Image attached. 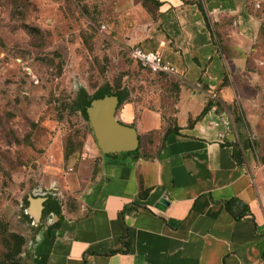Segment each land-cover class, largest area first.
Instances as JSON below:
<instances>
[{
  "label": "crops",
  "instance_id": "0c3cea01",
  "mask_svg": "<svg viewBox=\"0 0 264 264\" xmlns=\"http://www.w3.org/2000/svg\"><path fill=\"white\" fill-rule=\"evenodd\" d=\"M92 1L125 18L120 47L138 43L172 62L173 95L167 110L136 98L115 105L114 118L134 130L135 154L88 140L96 165L80 161L65 176L75 202L59 203L56 225L52 212L45 222L28 214L29 263L264 264V149L244 130L239 84L252 69L240 51L249 31L232 21L240 1Z\"/></svg>",
  "mask_w": 264,
  "mask_h": 264
},
{
  "label": "rangeland",
  "instance_id": "374dc122",
  "mask_svg": "<svg viewBox=\"0 0 264 264\" xmlns=\"http://www.w3.org/2000/svg\"><path fill=\"white\" fill-rule=\"evenodd\" d=\"M239 1L241 14L232 21L249 31L240 51L252 69L239 84L249 101L244 130L264 149V0ZM110 10L92 0H0V256L6 231L16 232L24 237L21 264H30L28 199L51 195L72 204L77 190L66 187L65 176L80 161L87 168L98 161L87 118L72 108L79 87L91 92L108 82L145 105L170 106L167 75L126 55L117 29L125 18ZM260 179L264 187V162Z\"/></svg>",
  "mask_w": 264,
  "mask_h": 264
},
{
  "label": "trees",
  "instance_id": "16d2710c",
  "mask_svg": "<svg viewBox=\"0 0 264 264\" xmlns=\"http://www.w3.org/2000/svg\"><path fill=\"white\" fill-rule=\"evenodd\" d=\"M142 2L146 3L147 0H142ZM197 4H198V7H199L202 15L204 16V19L207 22V17L205 15V11L203 10L201 2H197ZM133 45H138L141 48L146 49V48L142 47L141 45H139L138 43L132 44L130 46H133ZM150 50H155V49H150ZM126 55L130 59H132L137 65H139L141 68L148 70L147 68L141 66L134 58H132L129 55L128 51L126 52ZM149 72H151V71H149ZM151 73H153V74H166V73L159 72V71L158 72H151ZM224 80H225V78H224ZM170 85L173 88L172 83H170ZM77 91L78 92H77L75 98L72 100V108L78 110L84 119L87 118L85 108L89 104V101L92 98L100 97V96H103L105 94H113L117 98L116 106L119 105L124 100L134 99V97H130L129 89H127L123 86H119L117 84L113 85V84L108 83V82H104V83L100 84L99 86L94 88L91 92H87L82 86L79 87V89ZM160 105L165 106L166 110L169 108V106H166L165 102L164 103L160 102ZM231 112H232L233 118L237 122V124H242V121H241L242 116H241L239 110L236 108V105L234 103L231 107ZM247 139L248 138H246V140ZM233 144L235 145L234 146V155L237 156L236 153H238V152H236V149H239V145L236 141H233ZM135 149L136 148H134L133 150H129L128 152H133ZM132 154H135V152H133ZM49 212H52L56 215V219L54 220V222H52V225H56L59 218L61 217L60 216L61 214H60L59 202L56 200V198L54 196L45 195V198L42 200L41 216L43 214H48ZM6 232H7V235L5 236V240H4V250L0 256V264H21L20 252H21V247H22L23 241H24V237L21 234H18L16 232H12V231H6Z\"/></svg>",
  "mask_w": 264,
  "mask_h": 264
},
{
  "label": "water",
  "instance_id": "95a60500",
  "mask_svg": "<svg viewBox=\"0 0 264 264\" xmlns=\"http://www.w3.org/2000/svg\"><path fill=\"white\" fill-rule=\"evenodd\" d=\"M117 98L113 94H105L92 98L86 106L87 124L96 139V143L103 152L130 150L135 147L136 138L131 127L119 123L113 115ZM35 213L26 209L33 222L38 220L44 197H36ZM29 200V199H28ZM30 202V201H29Z\"/></svg>",
  "mask_w": 264,
  "mask_h": 264
},
{
  "label": "built area",
  "instance_id": "2783aa9c",
  "mask_svg": "<svg viewBox=\"0 0 264 264\" xmlns=\"http://www.w3.org/2000/svg\"><path fill=\"white\" fill-rule=\"evenodd\" d=\"M257 6V2L255 3ZM103 26V25H102ZM129 55L134 58L141 66L147 68L151 72H163L171 74L175 71L172 62L155 49H143L138 45H133L128 48Z\"/></svg>",
  "mask_w": 264,
  "mask_h": 264
},
{
  "label": "bare ground",
  "instance_id": "6f19581e",
  "mask_svg": "<svg viewBox=\"0 0 264 264\" xmlns=\"http://www.w3.org/2000/svg\"><path fill=\"white\" fill-rule=\"evenodd\" d=\"M33 201V200H32ZM30 207V206H29ZM33 209V212H32V214H34L35 213V207L34 208H32ZM28 211H29V209H28Z\"/></svg>",
  "mask_w": 264,
  "mask_h": 264
}]
</instances>
